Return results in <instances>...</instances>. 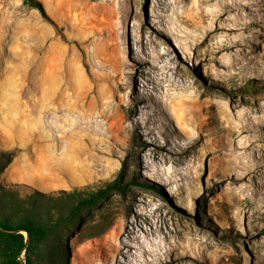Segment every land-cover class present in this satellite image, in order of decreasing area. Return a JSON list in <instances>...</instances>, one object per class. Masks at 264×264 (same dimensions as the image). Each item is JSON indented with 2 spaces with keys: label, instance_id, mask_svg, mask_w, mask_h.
<instances>
[{
  "label": "rangeland",
  "instance_id": "374dc122",
  "mask_svg": "<svg viewBox=\"0 0 264 264\" xmlns=\"http://www.w3.org/2000/svg\"><path fill=\"white\" fill-rule=\"evenodd\" d=\"M40 1L0 0V184L134 177L57 264H264V0ZM29 98L36 133L11 118Z\"/></svg>",
  "mask_w": 264,
  "mask_h": 264
},
{
  "label": "trees",
  "instance_id": "16d2710c",
  "mask_svg": "<svg viewBox=\"0 0 264 264\" xmlns=\"http://www.w3.org/2000/svg\"><path fill=\"white\" fill-rule=\"evenodd\" d=\"M43 13L40 0H24ZM13 152H0V169L12 161ZM125 164L117 176L96 188H74L61 194L33 191L25 197L0 184V264H57L59 234L78 222L83 212L114 191L125 193L134 177L125 178ZM59 256V258H58Z\"/></svg>",
  "mask_w": 264,
  "mask_h": 264
},
{
  "label": "bare ground",
  "instance_id": "6f19581e",
  "mask_svg": "<svg viewBox=\"0 0 264 264\" xmlns=\"http://www.w3.org/2000/svg\"><path fill=\"white\" fill-rule=\"evenodd\" d=\"M39 104H40V99H38V98L35 100H33L32 98L26 99L22 105V108L24 109V111L22 110L23 112L21 111L23 113V116L21 115L18 117L17 116L11 117L13 119L12 120L13 123L18 124L20 121H22L23 123L27 124V129H29L32 133H36L37 129L32 126V123L33 122L34 123L39 122L41 120V118L43 117V113L41 111V109H43V108H40V109L37 108ZM2 106H3V109L9 110V111H13L16 108V106H11L9 104V99H7V100L5 99L4 102L2 103ZM5 118H7V117H5ZM12 121H10V122H12ZM17 124H14L13 127H15V125H17Z\"/></svg>",
  "mask_w": 264,
  "mask_h": 264
}]
</instances>
